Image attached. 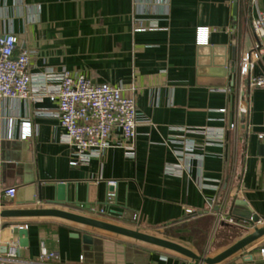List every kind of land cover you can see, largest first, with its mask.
Instances as JSON below:
<instances>
[{"label":"crops","instance_id":"0c3cea01","mask_svg":"<svg viewBox=\"0 0 264 264\" xmlns=\"http://www.w3.org/2000/svg\"><path fill=\"white\" fill-rule=\"evenodd\" d=\"M248 1L238 0L234 16L233 0H0V36L16 37L15 53L30 50V70L36 74L32 97L0 100V210L62 209L170 240L164 232L189 227L194 237L189 244L178 243L210 257L251 231L230 215L238 198L264 220V156L256 153L257 142L264 143V87L247 88L243 81L239 92L231 64L236 71L247 34L255 44L250 23L257 10L264 11V0H250V9ZM139 21L158 28L138 31ZM199 27L208 28L201 44L196 42ZM63 70L120 86L123 96L134 97L139 114L134 157L118 146L122 138L114 130L112 146L102 156L69 166L72 148L58 119L41 114L54 112L56 103L44 95L35 99L44 88L38 76ZM251 74H264V52L252 62ZM231 111L233 130L228 129ZM11 119L12 138L7 139ZM22 122L30 123L26 139L19 138ZM189 128L222 129L224 140L182 132ZM176 136L193 140L201 157L179 176L164 169L179 164L169 142ZM110 180L116 182V197L107 201ZM59 181L77 207L46 203ZM8 187L16 190L13 199L3 194ZM38 196L35 204L27 203ZM221 198L227 200L223 217L210 235ZM1 221L26 224L29 245L17 248L15 261L0 264H200L57 218ZM9 224L0 229V255L17 242ZM83 234L92 236V247L82 242ZM263 244L264 237L221 264H264L258 253ZM42 248L54 257L41 258Z\"/></svg>","mask_w":264,"mask_h":264},{"label":"built area","instance_id":"2783aa9c","mask_svg":"<svg viewBox=\"0 0 264 264\" xmlns=\"http://www.w3.org/2000/svg\"><path fill=\"white\" fill-rule=\"evenodd\" d=\"M157 28L155 23L139 21L136 30H155ZM250 29L257 38L262 39L264 37V11L257 10L256 16L251 20ZM207 33L208 28L199 27L196 29V42L198 44L205 43ZM16 45L17 39L13 34L3 33L0 36V100H26L32 97V82L36 74L30 70L31 52L27 48H20L15 53ZM263 52L264 43L261 41L259 49L241 56L240 64L234 71L236 85L239 82V92L243 90L242 82H246V79L249 87H264V74H251L252 62L259 59ZM38 77L43 82L44 88L42 93L35 96V99H41L44 95L56 103L54 112L45 110L41 114L55 116L58 119L64 131L63 140L72 148L69 166L87 164L92 158L102 156L106 149L112 146L111 135L114 130H118L121 134L122 140L118 146L122 147L129 157H134V141L139 114L133 96H123L120 86L109 83H94L83 74L71 73L67 70L61 71L57 76L53 75L52 71H48ZM49 82L54 83L51 89L48 87ZM131 91H134L133 87H131ZM219 111L224 113L226 109ZM9 124L10 129L5 135L7 139L12 138V119ZM234 127L233 111H231L228 129L233 130ZM182 132L203 135L215 142H222L225 134L222 129L218 131L212 128H189L183 129ZM30 134V123L22 122L19 138L26 139ZM259 138L261 139L262 135H259ZM169 142L175 146L173 152L178 158L179 164H167L164 168L167 174L179 176L194 158L201 160V157L194 153L196 145L189 137L180 138L176 136ZM106 185L108 188L106 200L112 201L116 197V182L110 180L106 182ZM3 194L8 199H13L16 190L13 187H8L4 189ZM226 201V198H221L216 205L218 210H215L216 217L210 235L223 217ZM188 212L191 211L188 210ZM258 224L264 225V220L260 219ZM18 226L27 228L26 224H18ZM18 247V242H15L4 249L3 256L0 255V262L2 260L15 261ZM205 250L207 252V248ZM258 253L264 257V244L259 247ZM53 257V253L47 252L44 248L41 249V258L48 260ZM34 264L53 263L40 261Z\"/></svg>","mask_w":264,"mask_h":264},{"label":"water","instance_id":"95a60500","mask_svg":"<svg viewBox=\"0 0 264 264\" xmlns=\"http://www.w3.org/2000/svg\"><path fill=\"white\" fill-rule=\"evenodd\" d=\"M250 0L248 1V9H250ZM237 5L238 0H233L232 4V14L235 16L237 13ZM252 40L254 41V45L251 41V37L249 34L245 37V48L243 54H250L255 49H259L261 47V41L264 43V37L262 39L257 38L252 30ZM232 72L234 73V64L232 63ZM246 85L248 86V80L246 79ZM264 139V138H263ZM256 153L257 155L264 156V143L260 140L256 144ZM53 187V197L46 201L49 205H57L61 207H66L69 209L77 207L75 204H70L65 195L66 184L62 181L56 182L52 185ZM41 199L39 196L37 198H33L28 201V204H35L36 200ZM227 202V201H226ZM21 205V204H19ZM238 207H244L240 209ZM79 208V207H78ZM215 210H218V207H215ZM230 215L234 216V218L244 226L246 229L251 227V231L245 233L239 239L231 243L225 249L220 251L214 256H203L198 255L190 248L178 243L176 241L166 239L152 233L143 232L137 228L117 225L108 221H104L102 219L89 217L85 215H81L78 213H73L70 211H65L62 209L56 208H43V207H32V208H6L0 210V229L1 227L8 226L9 223H1V220L6 219H19V218H40V217H49V218H57L64 220L69 223L78 224L81 226L88 227L92 230L103 231L106 233H110L119 237H123L135 242L147 244L153 247L161 248L175 254H178L186 259L191 261H197L201 264H221L222 262L228 260L232 256L238 254L239 252L247 249L254 242L259 240L264 236V225H259L258 222L260 218L255 215L250 207L247 206L246 202L241 199H234L230 206ZM11 226V230L13 233L17 235V242L19 247L26 248L29 245L28 240V230L26 227H19L18 223L9 224ZM78 234H74V237H78ZM82 242L92 247L93 238L89 234L81 235Z\"/></svg>","mask_w":264,"mask_h":264},{"label":"rangeland","instance_id":"374dc122","mask_svg":"<svg viewBox=\"0 0 264 264\" xmlns=\"http://www.w3.org/2000/svg\"><path fill=\"white\" fill-rule=\"evenodd\" d=\"M169 231V230H168ZM164 232L165 236H168L172 240L182 242L183 244H189L191 237H194L193 231L189 227L181 228V230L170 229L168 234Z\"/></svg>","mask_w":264,"mask_h":264}]
</instances>
